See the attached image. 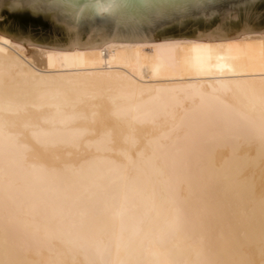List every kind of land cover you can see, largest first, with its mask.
<instances>
[{"label":"bare ground","instance_id":"1","mask_svg":"<svg viewBox=\"0 0 264 264\" xmlns=\"http://www.w3.org/2000/svg\"><path fill=\"white\" fill-rule=\"evenodd\" d=\"M0 264H264V28L0 34Z\"/></svg>","mask_w":264,"mask_h":264},{"label":"water","instance_id":"2","mask_svg":"<svg viewBox=\"0 0 264 264\" xmlns=\"http://www.w3.org/2000/svg\"><path fill=\"white\" fill-rule=\"evenodd\" d=\"M264 28V0H0V34L54 49Z\"/></svg>","mask_w":264,"mask_h":264},{"label":"rangeland","instance_id":"3","mask_svg":"<svg viewBox=\"0 0 264 264\" xmlns=\"http://www.w3.org/2000/svg\"><path fill=\"white\" fill-rule=\"evenodd\" d=\"M26 65V64H25Z\"/></svg>","mask_w":264,"mask_h":264}]
</instances>
